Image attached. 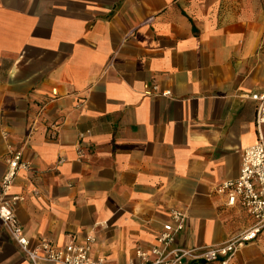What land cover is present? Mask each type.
Listing matches in <instances>:
<instances>
[{
	"label": "crops",
	"instance_id": "1",
	"mask_svg": "<svg viewBox=\"0 0 264 264\" xmlns=\"http://www.w3.org/2000/svg\"><path fill=\"white\" fill-rule=\"evenodd\" d=\"M262 92L264 0H0V181L21 151L10 193L28 248L91 236V257L137 262L173 208L182 247L248 228L214 188L257 140ZM0 264H32L1 222ZM225 264H264V246Z\"/></svg>",
	"mask_w": 264,
	"mask_h": 264
},
{
	"label": "built area",
	"instance_id": "2",
	"mask_svg": "<svg viewBox=\"0 0 264 264\" xmlns=\"http://www.w3.org/2000/svg\"><path fill=\"white\" fill-rule=\"evenodd\" d=\"M145 89V94L148 95L170 96L169 91L158 92L156 85L146 86ZM250 98L255 102L254 124L257 140L242 150L238 177L219 183L214 191L225 195L228 206L239 203L250 217L251 225L220 245L182 247L175 241L185 227L187 215L183 209L173 208L170 210L169 221L162 224L156 234L155 244L148 251L137 247V262L130 260L129 264H185L189 261L211 262L216 259H221V263L225 264L238 249L248 243L258 241L264 246V92L252 94ZM77 152L80 154V149ZM4 161L6 168L0 181V222L29 261L32 264H105L103 257L90 256V248L94 242L91 236L82 244L69 243L64 247H56L47 239L41 238L35 248H28V239L22 234L15 214V206L24 197L11 194L10 190L19 170L28 169L29 166L19 150L9 149ZM61 161L59 159L58 163Z\"/></svg>",
	"mask_w": 264,
	"mask_h": 264
}]
</instances>
